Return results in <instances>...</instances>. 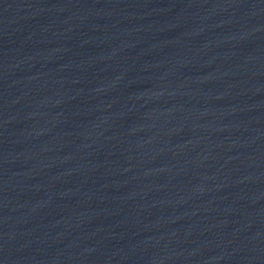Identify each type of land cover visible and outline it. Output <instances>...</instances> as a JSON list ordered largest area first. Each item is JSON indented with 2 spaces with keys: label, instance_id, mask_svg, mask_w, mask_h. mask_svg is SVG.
<instances>
[{
  "label": "water",
  "instance_id": "1",
  "mask_svg": "<svg viewBox=\"0 0 264 264\" xmlns=\"http://www.w3.org/2000/svg\"><path fill=\"white\" fill-rule=\"evenodd\" d=\"M0 264H264V0H0Z\"/></svg>",
  "mask_w": 264,
  "mask_h": 264
}]
</instances>
